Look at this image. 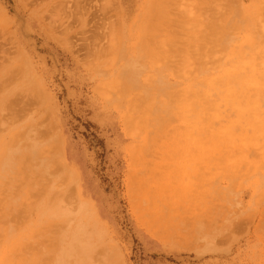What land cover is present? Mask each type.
Instances as JSON below:
<instances>
[{
	"label": "rangeland",
	"instance_id": "374dc122",
	"mask_svg": "<svg viewBox=\"0 0 264 264\" xmlns=\"http://www.w3.org/2000/svg\"><path fill=\"white\" fill-rule=\"evenodd\" d=\"M155 1L0 0V264H264V0Z\"/></svg>",
	"mask_w": 264,
	"mask_h": 264
},
{
	"label": "bare ground",
	"instance_id": "6f19581e",
	"mask_svg": "<svg viewBox=\"0 0 264 264\" xmlns=\"http://www.w3.org/2000/svg\"><path fill=\"white\" fill-rule=\"evenodd\" d=\"M168 1H169V0H168ZM168 1H167V0H157V1H155V2L153 3V8H152V11H151V14H150V22L152 21V24H154V23H153V20H155V19L157 20V19H158L159 22H161V24H160L159 22H157L156 20H155V21H156L155 23H156V24L159 23V25H162V21L160 20V17H162L163 20L166 19V18H169V17H170L169 6H168L167 4H166V5H167L168 7L165 5V3H170V2H168ZM180 1H181V0H180ZM182 1H183V0H182ZM188 1H189V0H188ZM210 1H211V0H209V1L206 0V2H208V5L206 6L207 11H208V9H210V8H212V7H216V8L219 7V8H222V7H223V4L225 3V2H224L223 4H221L222 6H220L219 4H218L219 6H214V5L211 6V3H212V2L214 3L216 0H212V2H210ZM218 1L221 3V0H218ZM222 1H223V0H222ZM258 1H260V0H258ZM186 2H187V1H186ZM190 3H191V5L194 4V2H193V4H192V2H190ZM213 3H212V4H213ZM179 4H180V3H179ZM206 4H207V3H206ZM209 4H210V5H209ZM183 5H184V4H183ZM186 5H187V4H186ZM194 5H195V4H194ZM256 5H257V4H256ZM180 6H181V4H180ZM208 6H210V8H207ZM258 6H259V4H258ZM161 7H162V8H161ZM195 7H197V6H195ZM232 7H233V6H232ZM163 8H165L168 12H166ZM184 8L187 9V6L184 7ZM189 8H191V7H189ZM189 8H188V9H189ZM199 8H200V7H199ZM199 8L197 7V8H196L197 10H193V11H195V13H196L195 15H197V14H199V12H201V11H198V10L201 9V8H200V9H199ZM216 8H214V9L216 10V11H215V15L212 16V17H214V20H215V16H216V14H218V13H217L218 10H217ZM178 9H180V8H178ZM186 9H185V10H186ZM188 9H187V10H188ZM194 9H195V8H194ZM214 9H210V10H209V11H212V10H213L212 13H210V14H213ZM225 9H226V8H225ZM225 9H224V10H225ZM236 9H237V8H236ZM256 9H257V8H256ZM258 9H259V8H258ZM182 10H183V9H182ZM221 10H223V8H222ZM226 10H227V9H226ZM240 10H241V9H240ZM164 11L166 12L165 14H163ZM193 11H190V13H188L189 11H187V13H188V14H191ZM209 11H208V12H209ZM257 11H258V10H257ZM257 11H256V13H257ZM161 12H162V13H161ZM228 12H229V11H228ZM232 12H233V11H232ZM235 12H236V11H235ZM184 13H185V11H184ZM219 13H220V12H219ZM233 13H234V12H233ZM233 13H231V14H233ZM239 13H242V12L239 11ZM258 13H259V11H258ZM161 14H163V15H161ZM181 14H182V13H181ZM185 14H186V13H185ZM220 14H221V13H220ZM223 14H224V12H223ZM157 15L160 16V17H158ZM164 15H165V16H164ZM182 15H183V14H182ZM200 15H201V13H200ZM218 15H219V14H218ZM218 15H217V16H218ZM221 15H222V14H221ZM221 15H220V16H221ZM238 15H240V17H241V15H243V13H242V14H238ZM168 16H169V17H168ZM185 16H188V15H185ZM185 16H183V17H184L185 19H188L189 16H188V17H185ZM217 16H216V17H217ZM225 16H226V18H225V19H226V22H227V19H228L229 17H230V18H229L228 20H230V19L232 20V16H233V15L230 16V14H229V16H227V14L225 13V14H224V17H225ZM243 16H244V15H243ZM256 16L258 17V14H257ZM227 17H228V18H227ZM233 17H234V16H233ZM240 17H239V18H240ZM247 17L250 18L251 16H247ZM162 18H161V19H162ZM195 18H196V16H194V14H193V19H191V21L194 22ZM234 18H235L236 20L239 19V18H236V17H234ZM251 18H252V19H251ZM251 18H250L251 20H250V19L248 20V21L250 22V24L248 23V25H247V23H246V25L248 26V28H250L249 26H251L250 31L254 32L252 26L254 25V22L257 21V20H255V19H258V18H256V17H251ZM253 18H254V19H253ZM189 19H190V18H189ZM189 19H188V21H189ZM245 19H246V16H245L244 20H245ZM217 20H218V19H217ZM233 20H234V19H233ZM236 20H235V21H236ZM240 20L242 21V23H243V22H246V21H243V17L240 18ZM240 20H237V22H238V21L240 22ZM252 20H253L254 22H253ZM188 21L185 20L186 25L182 26V27H183L182 30H184V29H185V30L188 29V28L186 27L187 25H188V26H192V27H189V30L191 29V30L193 31V32H191V30H190V33H191L190 35H193L194 37L196 36L195 39H196V41H198V40H199L198 37H199V35H200V34H198V33H202V32H200V31H201V30H200L201 28L197 27L196 24L191 23V22L189 21V22L191 23V25H190V23H189ZM235 21H234V22H235ZM251 21H252V22H251ZM168 22H169V19H168L167 23H168ZM182 22H183V21H180L181 24H182ZM187 22H188V24H187ZM231 22H233V21H231ZM231 22H230V23H231ZM252 23H253V25H252ZM226 24H227V23H226ZM235 24H236V23H235ZM235 24H233V25H235ZM240 24H241V23H240ZM240 24H238V25H240ZM167 25H168V24H167ZM223 25H224V24H223ZM229 25H231V24H229ZM229 25L227 24V26H229ZM236 25H237V24H236ZM236 25H235V26H236ZM243 25H245V24H243ZM105 26H106V25H105ZM170 26H171V25H170ZM170 26H169V28H170ZM195 26H196V27H195ZM241 26H242V25H241ZM247 26H246V27H247ZM184 27H186V28H184ZM236 27H238V26H236ZM238 28H239V27H238ZM243 28H244V26H243ZM104 29H105V28H104ZM239 29H241V27H240ZM239 29H237V30H239ZM178 30H181V28H178ZM195 30L198 31L197 34H196ZM221 30H222V29H221ZM233 30H234V29H232V31H233ZM235 30H236V29H235ZM246 30H247V28H246ZM112 31H113V30H111V34L113 33ZM240 31H241V30H240ZM248 31H249V30H248ZM108 32H109V31H108ZM183 32H184V31H183ZM222 32L225 33L224 31H222ZM235 32H236V31H235ZM242 32H244V29H243L240 33H242ZM181 33H182V32H181ZM184 33H185V32H184ZM184 33H183V34H184ZM187 33H189V32H187ZM187 33H185V34H187ZM236 33H238V32H236ZM240 33H239V34H240ZM254 34H255V33H254ZM110 36H111V35H110ZM112 36H113V40H112V41L114 42V41H115V40H114V35L112 34ZM149 36H150V35H149ZM156 36H157V35H156ZM156 36L154 35L155 38H156ZM228 36H229V35H228ZM232 36H233V35H232ZM186 37L188 38V36H186ZM203 37H204V36H203ZM205 37H206V36H205ZM205 37H204V38H205ZM208 37H209V35H208ZM199 38H200V37H199ZM218 38H219V37H218ZM256 38H257V36H256ZM197 39H198V40H197ZM206 39H208V38H206ZM257 39H258V38H257ZM209 40H210V39H209ZM188 41L190 42L191 40H188ZM203 41H204V40H202V43H206L205 41H204V42H203ZM219 41H220V40H219ZM219 41H218V42H219ZM227 41H228V40H227ZM256 41H257V40H256ZM200 42H201V41H200ZM220 42H221V41H220ZM254 42H255V41H254ZM254 42H253V43H254ZM187 43H188V42H187ZM190 43H191V42H190ZM196 43H198V42H196ZM248 43H249V42H248ZM114 44H115V42L112 43V46H113ZM193 44H194V42H193ZM211 44H212V43H211ZM244 44H245V43H244ZM199 45H201V43H200ZM208 45H209V44H208ZM115 46L118 48V46H117L116 44H115ZM219 46H220V45H219ZM242 46H243V45H242ZM244 46H245V45H244ZM244 46H243V47H244ZM186 47H187V46H186ZM188 47H189V46H188ZM205 47H206V46H205ZM229 47H230V46H229ZM240 47H241V46H240ZM243 47H241V48H243ZM246 47H247V48H246ZM246 47H244L243 49L246 48V50H247L250 46L248 47V45H247ZM117 48H116V49H117ZM190 48H191V45H190ZM194 48L197 49V46L195 45ZM199 48H200V49H201V48L203 49L204 47H201V46H200ZM231 48H233V47H231ZM211 49H212V48H211ZM229 49H230V48H229ZM236 49L238 50L239 47H237ZM187 50L189 51V49H187ZM187 50H186V51H187ZM193 50H194V49H193ZM212 50H213V49H212ZM231 50H232V49H231ZM250 50H251V48H250ZM117 51H118V50H117ZM188 51H187V53H189V54H186L184 57H182L183 60H182V58L180 59V61H183V62H180V64L182 63L181 66L183 65V69H184L185 67H187V69L190 70L189 67H191V65H193L194 62L197 63V62H199V61L196 62V58H198V57H196V56H195V60H194V58H192V60H193L194 62H193V61H190V60H191L190 58H191V57H194V56H193V55L190 56V52H188ZM198 51H199V49H198ZM227 51H228V49H227ZM242 51L244 52V50H242ZM151 52L153 53L152 49H151ZM194 52H196V50H194ZM240 52H241V49H240L239 52H237L236 50H235V52L233 51V56H235V58L238 57L239 59H241L242 57H239V56L236 55L237 53L239 54ZM243 52H242V54H244ZM247 52H248V51H247ZM249 52H250V51H249ZM197 53H198V52H197ZM204 53H205V52H204ZM234 53H236V54H234ZM245 53H246V51H245ZM192 54H193V52H192ZM206 54H207V53H206ZM230 54H231V53H230ZM230 54H229V55H230ZM242 54L240 53V56H242ZM196 55H197V54H196ZM202 55H203V54H202ZM204 56H205V55H204ZM247 56H248V55H247ZM88 57H89V55H88ZM201 57H202V56H201ZM207 57H208V55H207ZM244 57H245V59H246V56H245V55H244ZM85 59H86V58H85ZM87 59H88V58H87ZM207 59H208V58H207ZM219 59H220V58H219ZM249 59H251V58H249ZM175 60H176L175 62H177V60L179 61V59H175ZM242 60H244V59H241V62H242ZM252 60H253V57H252ZM209 61H210V60H209ZM191 62H193V64H192ZM178 63H179V62H178ZM243 63H245V62H243ZM261 64H262V63H261ZM174 65H175V64H174ZM195 65H196V64H195ZM175 66H176V65H175ZM188 66H189V67H188ZM193 66H194V65H193ZM252 66H253V65H252ZM220 67H221V66H220ZM192 68H194V67H192ZM216 68H217V67H216ZM216 68H214V69H216ZM222 68H223V66H222ZM178 69L180 70V68H178ZM194 69H195V68H194ZM194 69H193V70H194ZM200 69H201V68H200ZM214 69H212V70H214ZM249 69H250V72H249V73H251V68H249ZM261 69H262V68H261ZM181 70H182V69H181ZM181 70H180V72H179V75H180V73H182ZM191 70H192V69H191ZM202 70H203V69H202ZM220 70H221V69H220ZM176 71H177V69H176ZM198 71H199V69H198ZM185 72H186V71H185ZM190 72H191V71H190ZM16 73H17V72H16ZM138 73H139V70H137V67L134 66V67H131V68H129V69L127 70L125 76H121V77H127V78H130L131 76H133V75H135V74H136L135 76H138ZM200 73H201V71H200ZM193 74H194V73H193ZM232 74H233V73H232ZM261 74H262V72H261ZM184 75H185V74H184ZM175 76H177V75H175ZM180 76H181V79H182L183 73H182V75H180ZM180 76H179V78H180ZM186 76H187V75H186ZM177 78H178V76H177ZM187 78H188V76H187ZM187 78H186V79H187ZM183 79H185V78H183ZM186 79H185V80H186ZM189 79H190V78H189ZM221 79H222V78H221ZM221 79H217V80L220 81ZM118 83H119V81H118L117 83H114L112 86H109L110 90H113V89L116 90L117 87H118V89H119V84H118ZM106 88H108V87H106ZM103 89H104V88H103ZM116 93H117V92H115V94H116ZM103 94H104V95H103ZM112 94H113V92H112ZM102 95L105 96V92H102ZM109 95H110V94H107V95H106L107 99H108ZM117 96H118V95H117ZM106 97H105V98H106ZM110 98L113 99V97H109V99H110ZM232 100H234V101L237 100L236 95L233 96V99H232ZM237 101H238V100H237ZM231 103H232V102H231ZM239 103H240V102H239ZM227 104H228V103H227ZM229 104H230V103H229ZM229 104H228V105H229ZM231 106H234V107H235V105H229L230 108H232ZM229 107H228V108H229ZM230 108H229V110L231 111ZM246 108H247V107H246ZM234 110H235V109H234ZM132 111H133V110H132ZM232 111H233V110H232ZM200 113H203V110H202ZM233 114H234V111H233ZM201 119H203V118H201ZM46 120H47V119H46ZM46 120H45V121H46ZM46 124H47V123H46ZM43 125H44V124H43ZM46 126H47V125H46ZM130 127H131V126H130ZM130 127H129V128H130ZM47 128H48V127H47ZM127 128H128V127H127ZM129 128H128V129H129ZM133 128H135V127H133ZM49 129H50V128H49ZM45 130H46V129H45ZM130 130H132V128H131ZM133 131H134V129H133ZM133 131H132V132H133ZM135 131H136V130H135ZM130 132H131V131H130ZM35 133H36V131H35ZM42 133H43V132H42ZM134 133H135V132H134ZM36 134L38 135V132H37ZM36 134H34V135H36ZM50 142H51V141H50ZM11 144H12V142H11V143L9 142L8 145L5 144V145H4L5 149H3V150H5V151H3V152L0 154V171L3 170V172H4V170L7 171L6 169H9V170H10V167H12L13 165H16V164H17V166H18L19 163H22L23 161L27 160V156H26V155H27V152H25V150H22V148H21V149H20V148H19V149L17 148L16 150H13V149H12L13 147L11 146ZM6 145H7V146H6ZM56 146H57V145H56ZM55 148H56L55 150H57V148H59V147H55ZM52 149H53V147H52ZM59 149H60V148H59ZM55 150H54V151H55ZM55 152H56V151H55ZM60 152H61V151H60ZM58 153H59V152H58ZM133 153L135 154V152H133ZM53 155H55V153H54ZM58 155H59V154H58ZM15 167H16V166H15ZM15 167H14V168H15ZM9 170H8V171H9ZM13 170H14V169H13V167H12V172H13ZM15 170H16V169H15ZM15 170H14V171H15ZM12 172H10V173H12ZM0 173H2V172H0ZM50 207H51V206H50ZM53 207H54V206H53ZM56 210H57V209H56ZM81 228H83V227H81ZM81 228H80L79 230L77 229V231L80 232ZM85 228H86V227H85ZM83 229H84V228H83ZM86 229H87V228H86ZM82 231H87V230H82ZM67 232H68V231H67ZM79 232H77V233H79ZM75 233H76V232H75ZM80 233H81V232H80ZM80 233H79V234H80ZM84 233H86V232H84ZM63 235H64V234H63ZM69 235H70V234H69ZM71 235H72V234H71ZM76 235H77V234H76ZM76 235H75V236H74V235H72V236H68V233H67V236H68L69 238L72 239L71 243H72V242H75V240H76ZM82 235H85V234H81V235H79V237H80V236L82 237ZM86 235H87V236H90V233H89V235H88V233H87ZM86 235H85V237H86ZM95 235H97V234H95ZM101 235H102V234H101ZM68 237H67V238H68ZM85 237H84V238H85ZM98 237H99V236H98ZM86 238H87V237H86ZM65 239H66V238H65ZM71 239H70V240H71ZM77 239H78V241L81 240V239L78 238V236H77ZM88 239H89V238H88ZM88 239H87V241H85L86 239H82V241H85V243H86V242L89 243V242H88ZM63 240H64V238H63ZM78 241H77V243H78L77 245H80V246L82 247V245H81ZM64 243H65V240H64ZM68 243H69V242H68ZM81 243H82V242H81ZM62 245H63V244H62ZM64 245H65V244H64ZM89 245H90V243H89ZM89 245H88V246H89ZM65 246H66V245H65ZM80 246H79V247H80ZM84 246H85V245H84ZM84 246L81 248V250H82V249H83V250L85 249L86 246H85V247H84ZM67 248H68V249H63V248H62V249H63V252H62V250L60 251V252H62V254H60V255H58L56 258H54V262L56 261L57 264H83V261H84V259H85L86 257H84V259H83V257L81 258V257L79 256V253L81 254L82 252H80L81 250H80V251H79V250H76V249L78 248V246L76 247V244L74 245V243H73L72 245H68ZM86 249H87V248H86ZM83 250H82V251H83ZM88 250H90V249H88ZM86 252H87V251H85V253H86ZM89 252H90V251H89ZM85 253H83V254H84V255H87V254H85ZM84 255H82V256H84ZM87 257H89V256H87ZM66 258H71L72 261H71V260H70V261H71L72 263H70V262L68 261V259L66 260ZM64 260H65L66 262L63 263L62 261H64ZM87 261H88V259H87ZM88 263H89V262H88ZM84 264H85V263H84Z\"/></svg>",
	"mask_w": 264,
	"mask_h": 264
}]
</instances>
